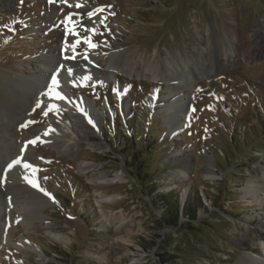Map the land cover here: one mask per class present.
<instances>
[{
  "label": "rangeland",
  "instance_id": "1",
  "mask_svg": "<svg viewBox=\"0 0 264 264\" xmlns=\"http://www.w3.org/2000/svg\"><path fill=\"white\" fill-rule=\"evenodd\" d=\"M69 16L78 35L66 31ZM263 16L264 0H0V75L30 77L41 55L54 51L58 59L43 71L48 81L32 103L11 118L14 146L31 137L32 155L17 157L12 172L0 164L1 189L19 184L9 191L15 197L30 190L48 204L25 215L14 199L0 198V264H162V257L166 264H235L262 256L264 220L256 216L264 191L246 196L244 188L264 166V52L247 63L244 41ZM89 36L98 47L83 42ZM69 42L77 44L73 52ZM64 67L66 79L57 78ZM153 74L173 81L146 79ZM191 84L183 124L169 133L163 109L185 93L176 88ZM57 94L73 99L70 111L84 125L72 155L52 139L63 123ZM82 103L101 114L78 111ZM56 117L55 129L45 130ZM80 164L95 168L81 175ZM185 164L186 177L169 182L165 175ZM101 176L122 179L95 185ZM173 195L194 218L181 212L170 227L162 214ZM245 222L250 240L243 245ZM60 233L68 245L49 238Z\"/></svg>",
  "mask_w": 264,
  "mask_h": 264
},
{
  "label": "bare ground",
  "instance_id": "2",
  "mask_svg": "<svg viewBox=\"0 0 264 264\" xmlns=\"http://www.w3.org/2000/svg\"><path fill=\"white\" fill-rule=\"evenodd\" d=\"M68 44L70 45V48L72 49L71 43L69 42ZM73 51L74 50H72V52ZM227 51L228 50H226V52ZM70 52H71V50L68 49V52L64 53V56L69 55L71 57L72 55L70 54ZM233 52H234V49H232V48H230L228 51L229 54H232ZM263 52H264V16L260 21H258L256 26L245 36L244 59L247 63H253L258 58V56ZM55 55H54V51L52 52V54L50 53L47 55H41L39 60H38L39 69L36 70V72H34L32 74V76H30V77H28V76L26 77L22 74H20L19 76L12 77V78L0 75V164L2 163L3 167H5L8 170L13 169L14 166L17 164L16 163L18 161L17 157L22 159L23 156H25V159L27 160V156L32 155L31 151H29V149L31 147V146H29L30 145L29 141L31 140V137L24 138V140L21 141V144H19V147L14 146L17 144V143L15 144V142L17 141V135L13 132V129H12L13 127L11 124V122H12L11 118L14 116L17 118V116H16L17 110H20L23 107V105L26 104L27 101L31 104L32 100L35 97V93H36V90L38 89V87H40L43 83H45V84L47 83L48 79H47L46 75H44L45 73L43 74V71H49V70L53 71V67L56 66L55 61H58V59H55ZM224 56H225V54H224ZM76 61H78L77 58H76ZM212 61H214L213 62L214 66L220 65V62H219L220 60H219L218 56H215V59ZM123 65L125 66L124 69L126 71H128L126 73V75L130 76L131 73H130V69L128 68V65L125 63H122V66ZM181 66H185V64L176 65L175 69L177 71L180 70L181 72H183L184 67H181ZM109 68H113V67L109 66ZM67 69H68L67 67H64L63 70L58 69L60 74L57 78L67 77V75H68ZM192 71L195 72L194 70H192ZM161 76L163 77V79L161 78ZM165 76H166L165 74L164 75L163 74H153V75L148 76V78H146V79H149L153 83H155L157 80H162V81L166 82L167 86H168V84L170 86L171 85L170 81H173V78L165 79L164 78ZM65 86H67V84ZM192 86H194V85L191 84L189 86V88H188V86H186V87L180 86V87L176 88L175 92L177 94L178 93L181 94L183 92H185V93L181 94V96H179L178 98L176 97L177 99L175 102V106H173V105L169 106L168 105L165 109H163V112L166 114L164 121H165L166 126L168 127L169 133H175L179 128H181V125L183 124V121L185 118L186 106H187V102L189 99V94L191 92ZM58 88H60V84H59ZM167 88L170 89V87H167ZM49 91H50V89H49ZM53 92H54V89H53ZM54 96H55V94L53 95L52 98H54ZM63 97H64V99H61V100L54 99V100H57L60 104L59 106H60L61 110H60V113L57 115V117L63 119V123L56 124L58 136H55L52 139L55 140V144L58 146L57 148L60 150V152L67 153L68 155H72L75 153V151L77 150L78 145H79L78 142L76 143V140H81V138L83 136H85L84 133L82 132V128H84V125L81 123V121L79 119L80 114L79 113L75 114V113L70 111V106H73V105H71L70 100H73V99L68 98V96H66V95H63ZM76 108L78 111L82 110L83 112L84 111L89 112L88 114H90L91 117H93L94 119L97 118L98 115L101 114V112L100 113H96L95 111L93 112L91 108L89 109V107L87 105H85V103H82L81 107L76 106ZM76 115L78 117L76 119H74V116H76ZM57 117L55 119H52L49 122L47 129H45V130L49 131V129H51L52 127H54L53 129H55V121H56ZM68 117L72 118L74 120V122L78 123V126H79V128L77 126L78 132H74L68 126L69 125ZM23 118L25 120L26 117L23 116ZM20 119H22V118L20 117L19 120ZM13 120H14V118H13ZM50 137L48 136V133H47V138L49 139ZM9 141L11 142V144H8V143H10ZM28 166L30 168V169H28V175H33L34 174V172H33L34 165L29 164ZM187 166H188V164H185L181 167L180 170L175 169L173 171L168 172L165 175L168 178V181L171 182L176 177L183 180L187 175L186 174ZM94 168H95L94 165L80 164L78 170H79V173L81 175H87L89 172L93 171ZM11 172H12V170H11ZM209 173L212 174L211 171ZM10 175H11V173H10ZM120 179H122L121 176H116V177H114L113 180L110 181L109 179H107L106 176H101L96 181H93V183L95 185L103 184V183H113L114 181L120 180ZM1 182L2 181H0V184H1ZM18 189L19 190L22 189L21 187H19V184L17 186L4 187L3 189H1V187H0V198L5 200L6 202H8V200H10V199L11 200L14 199L15 202L18 203V206L22 209V214L26 215V214H29V212H33L32 207H35V206L36 207H39V206L43 207L44 204H46V203L48 204V202L41 200L35 192H31L30 190H29V192L31 194H29L28 197L22 196L19 198L15 197L14 196L15 194L13 195L11 192H9L11 190H13L15 192ZM244 191H245L246 196H250V195L254 196L258 192L264 191V166L257 167L255 174L250 178L249 182L247 183V185L244 188ZM22 198H23L22 201H18V199H22ZM100 200H101V198H100ZM101 201H104V199ZM12 202H13V200H12ZM256 203H258L259 205H262V203L258 200H256ZM19 213L21 214V212H19ZM256 218H258L259 221L264 220V205H262L261 212L257 214ZM110 219L111 218L105 217V221L109 224H112V219L111 220ZM118 221L122 222V219H119ZM246 222L244 223L245 225L242 226V228L245 230V232H242V243H243V245H245V243L250 240V237H249L250 231H249L248 227L246 226L247 225ZM24 223H26V222H23V224ZM257 237L260 240V248L262 249L263 255L261 256V254H260L258 257H251L247 254L245 256H241L237 260V262H235V264H264V234H260V232H259ZM49 238L58 242V243H62L65 246L68 245V243H69V238L62 233L56 234V235L50 234ZM23 247H24L23 251L26 252L28 247L26 245H23ZM87 255L89 257H91L90 253H87Z\"/></svg>",
  "mask_w": 264,
  "mask_h": 264
},
{
  "label": "trees",
  "instance_id": "3",
  "mask_svg": "<svg viewBox=\"0 0 264 264\" xmlns=\"http://www.w3.org/2000/svg\"><path fill=\"white\" fill-rule=\"evenodd\" d=\"M263 117H264V115L262 114L261 119H263ZM239 135L241 136L240 140H237V139L234 138V140H237V145H236L237 148H241V147L246 145V141L244 139V132H242V128H239V133H237V136H239ZM108 136H111V138H112V134L111 133H109ZM173 196H174V198H173L172 202L170 200L171 199L170 197H169L168 200H166L165 211L162 214L163 223L166 226H170V227L178 226L177 222H178V218L180 217V213L181 212H183L184 215H186L187 217H190L191 219L194 218V210H193V208H191V206H187L186 205L183 208V210L181 211L179 209V207L177 206L178 196H175V195H173ZM161 263L162 264H166L167 260L164 257H162Z\"/></svg>",
  "mask_w": 264,
  "mask_h": 264
},
{
  "label": "snow or ice",
  "instance_id": "4",
  "mask_svg": "<svg viewBox=\"0 0 264 264\" xmlns=\"http://www.w3.org/2000/svg\"><path fill=\"white\" fill-rule=\"evenodd\" d=\"M64 2H67V0H64ZM69 6L71 7V5H69ZM75 6L77 8L81 7L80 4H76ZM96 11H103V9H98ZM95 14H96V12H89L88 13V16H89V18H92ZM67 22L70 25V27L68 29H66V31L71 32V34H73V35H78V33L75 31L76 26H75V24H73L72 17L71 16L67 17ZM85 30L86 31H90L93 34H96V30L95 29H85ZM80 42H81L80 40H77V44H79ZM83 42L85 44H87L91 48L98 47L97 44H95V43L92 42L90 36L89 37H85L84 40H83ZM77 44L72 45L73 50L75 49V47L77 46ZM84 58L87 59V56H85ZM52 83H53V85H57L58 86V81L55 78H53ZM56 98H58V99H64V97L63 96H60L59 94H57V97ZM39 106L40 105L38 104L37 107H39ZM16 163H19V161H17ZM25 167H28V165H25Z\"/></svg>",
  "mask_w": 264,
  "mask_h": 264
}]
</instances>
